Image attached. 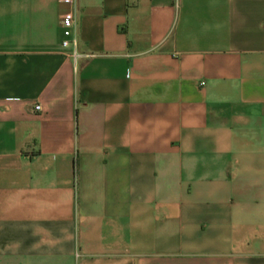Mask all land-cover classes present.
Returning a JSON list of instances; mask_svg holds the SVG:
<instances>
[{"label":"crops","instance_id":"1","mask_svg":"<svg viewBox=\"0 0 264 264\" xmlns=\"http://www.w3.org/2000/svg\"><path fill=\"white\" fill-rule=\"evenodd\" d=\"M0 264H264V0H0Z\"/></svg>","mask_w":264,"mask_h":264},{"label":"built area","instance_id":"2","mask_svg":"<svg viewBox=\"0 0 264 264\" xmlns=\"http://www.w3.org/2000/svg\"><path fill=\"white\" fill-rule=\"evenodd\" d=\"M57 1L62 5H69L72 2V0H57ZM72 23L73 20H72V15L70 13H65L62 15L60 19V27L62 29V36L64 38L60 43V47L62 49L67 48L69 45V42L66 40V38L70 35ZM71 45L74 47V42H72ZM34 109L36 111L39 110V106H35Z\"/></svg>","mask_w":264,"mask_h":264}]
</instances>
